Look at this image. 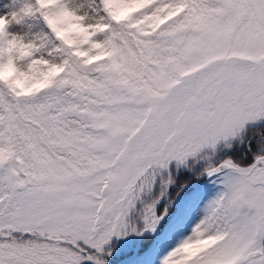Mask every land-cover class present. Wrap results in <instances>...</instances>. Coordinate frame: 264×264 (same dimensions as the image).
Masks as SVG:
<instances>
[{"label":"snow or ice","instance_id":"snow-or-ice-1","mask_svg":"<svg viewBox=\"0 0 264 264\" xmlns=\"http://www.w3.org/2000/svg\"><path fill=\"white\" fill-rule=\"evenodd\" d=\"M0 264H264V0H0Z\"/></svg>","mask_w":264,"mask_h":264},{"label":"rangeland","instance_id":"rangeland-1","mask_svg":"<svg viewBox=\"0 0 264 264\" xmlns=\"http://www.w3.org/2000/svg\"><path fill=\"white\" fill-rule=\"evenodd\" d=\"M211 194H212V192L210 191V192H209V195H211Z\"/></svg>","mask_w":264,"mask_h":264}]
</instances>
